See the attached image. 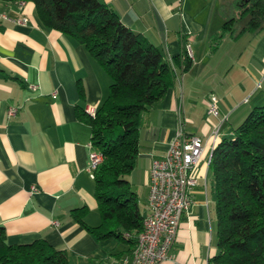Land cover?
<instances>
[{"label":"crops","instance_id":"0c3cea01","mask_svg":"<svg viewBox=\"0 0 264 264\" xmlns=\"http://www.w3.org/2000/svg\"><path fill=\"white\" fill-rule=\"evenodd\" d=\"M101 1L128 28L158 46L167 59L180 55L187 46L194 59L193 68L144 115L141 153L130 175L135 181H129L136 191L138 184L145 189L143 213L147 215L153 161L166 154L182 126L187 134L204 139L209 165L219 140L214 143L215 127L208 118L213 96L220 100L221 111L214 122L230 115L234 125L251 109L264 106V32L255 37L242 68L226 73L233 77L232 82L222 86L220 81L221 95L212 91L204 102L205 111L198 113L195 103H187L188 77L199 65L192 45L211 42L225 24L230 6L225 10L224 0ZM0 13L12 18L0 20V65L4 70L0 76V222L7 242L24 245L45 239L67 251L71 264H132L127 244L115 238L97 241L71 215L75 209L88 207L87 224L95 227L101 223L96 184L89 172L92 130L79 121L77 107L98 110L109 94L111 77L84 46L44 26L33 3L22 7L19 2H0ZM21 18H28V23H17ZM210 75L212 80L219 77L217 70ZM80 82L86 90L84 101ZM32 84L38 89L31 90ZM12 107L18 113L9 117ZM195 201L181 221L174 258L162 264H212L218 253L216 199L209 184L199 185Z\"/></svg>","mask_w":264,"mask_h":264},{"label":"trees","instance_id":"16d2710c","mask_svg":"<svg viewBox=\"0 0 264 264\" xmlns=\"http://www.w3.org/2000/svg\"><path fill=\"white\" fill-rule=\"evenodd\" d=\"M22 1L35 5L48 29L84 46L111 77L109 94L96 117L89 116L82 106L77 107L79 121L91 127V143L103 157L94 178L101 223L95 227L87 224L88 207L75 209L71 215L97 241L115 238L127 244L133 254L146 215L128 177L136 170L141 153L144 115L193 68L194 59L187 47L180 55L167 59L158 46L128 28L101 0H0ZM227 5L236 9L239 18L225 22L220 29L222 39L228 35L237 39L247 31L256 36L264 32V0H224V8ZM242 22L245 27L236 34L234 28ZM3 73L0 65V76ZM79 92L84 101L82 82ZM210 177L216 199L218 249L210 262L264 264V106L251 109L234 125L230 118L224 123L210 157L207 184ZM0 264L71 261L67 251L45 239L9 244L0 222Z\"/></svg>","mask_w":264,"mask_h":264},{"label":"built area","instance_id":"2783aa9c","mask_svg":"<svg viewBox=\"0 0 264 264\" xmlns=\"http://www.w3.org/2000/svg\"><path fill=\"white\" fill-rule=\"evenodd\" d=\"M19 3L22 7L26 4L23 1ZM2 19L12 21L5 13H0V20ZM16 22L27 24L28 18L17 19ZM30 89L35 91L38 86L32 84ZM95 110L97 114V109ZM17 113L18 109L12 107L8 111V116L14 117ZM220 116V100L213 96L208 118L215 127L214 143L220 136L222 126L230 117L226 115L222 120L214 122L213 118L218 119ZM89 149V172L93 178V169H97L103 157L92 143L89 144ZM206 152L207 144L204 139L187 134L182 126L166 154L153 161L148 197V231L147 235L137 237L142 240L143 253L137 256V260H132V264H162L174 258L172 251L178 238L181 221L196 205L195 192L201 178L207 181V172L205 177H199L196 172L206 159Z\"/></svg>","mask_w":264,"mask_h":264},{"label":"rangeland","instance_id":"374dc122","mask_svg":"<svg viewBox=\"0 0 264 264\" xmlns=\"http://www.w3.org/2000/svg\"><path fill=\"white\" fill-rule=\"evenodd\" d=\"M225 10L227 9L225 8ZM235 10L236 9L227 10L226 17L224 16L226 22L231 20L232 18H239V13ZM247 21L248 19H246L244 22ZM244 27L245 24L243 22L240 23V25H236L234 28L236 30V34H238V32L241 31ZM220 36V30H217L208 45H192V49L196 54L197 64L199 65L195 71L190 73V76L188 77L187 103H195L198 107V113H202L203 111H205L206 106H204V102L211 97L213 93L212 91L220 96V89L223 88L222 86H225L226 84L232 82L233 77L231 75L226 76V73H230L233 68L234 71L238 69V67L242 68V64L247 60L248 50L253 48L256 34L252 33L251 31H247L237 39H234L230 35L224 37L223 39ZM236 37L238 36L236 35ZM205 54L207 58L205 61L201 62V57ZM216 70L219 77H216L214 80H212L213 76H211L210 74L212 72L215 73ZM220 81L222 82V86L219 85ZM201 115L204 116V113ZM198 121L200 123H203V120L201 119H198ZM206 162L207 160L205 159L202 166L198 170H196L199 177H205L206 175V172L208 170V165ZM129 179L133 182L135 181L132 176ZM200 184H207L206 180L204 178H201ZM208 184L210 185L212 190L211 177L208 180ZM137 192L140 199V208L142 211H144L143 200H145L146 198V191L143 186H140V184H138Z\"/></svg>","mask_w":264,"mask_h":264},{"label":"bare ground","instance_id":"6f19581e","mask_svg":"<svg viewBox=\"0 0 264 264\" xmlns=\"http://www.w3.org/2000/svg\"><path fill=\"white\" fill-rule=\"evenodd\" d=\"M190 48H188V51ZM189 53V52H188ZM191 55V54H190ZM87 114H89V116L91 117H96V110L93 108H88L87 109ZM95 148V147H94ZM214 149V148H213ZM213 150L211 151V154L209 156V162L210 163V157L212 155ZM103 162V158H101V163L98 164L97 169L99 168V166L102 164ZM97 169H93V177L95 178V171H97ZM148 226H149V217L146 215L145 220H144V230L141 232V234H139V236L141 235H147V231H148ZM143 253V244H142V240L137 239V245L134 248V252H133V259L132 260H137V256H141V254Z\"/></svg>","mask_w":264,"mask_h":264}]
</instances>
